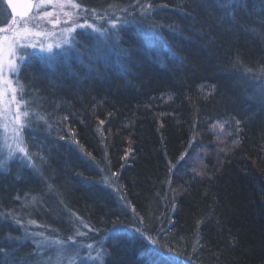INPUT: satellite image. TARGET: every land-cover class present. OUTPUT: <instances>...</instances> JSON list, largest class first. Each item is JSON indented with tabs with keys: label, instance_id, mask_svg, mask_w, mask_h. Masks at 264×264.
<instances>
[{
	"label": "trees",
	"instance_id": "16d2710c",
	"mask_svg": "<svg viewBox=\"0 0 264 264\" xmlns=\"http://www.w3.org/2000/svg\"><path fill=\"white\" fill-rule=\"evenodd\" d=\"M73 1L125 24L23 65L34 166L0 172V264H41L26 224L66 219L104 264H264V0Z\"/></svg>",
	"mask_w": 264,
	"mask_h": 264
},
{
	"label": "rangeland",
	"instance_id": "374dc122",
	"mask_svg": "<svg viewBox=\"0 0 264 264\" xmlns=\"http://www.w3.org/2000/svg\"><path fill=\"white\" fill-rule=\"evenodd\" d=\"M59 2L64 5L63 9L55 6V0L53 3H45L42 2V0H36L34 10L30 16L26 18L14 19L17 22L16 28L18 30L22 31L24 28H27L31 33L26 39L21 41L23 45L28 46V52L31 56H45L46 54L42 53L40 50L41 47L43 46L46 48L48 45L54 46L56 43H60L62 30L67 27H72L73 21H75L77 25L84 24L86 21L88 24L94 25V27H102V32L106 35L97 36L95 33L91 32L90 29L77 27L76 33L71 38V45L62 46V48L70 47L72 50V48L75 46V42L77 44V34H86L97 37V41L93 46L94 48L88 50L90 55L93 56L97 53L101 54L104 52L105 42L107 45L115 41L114 35L118 29H112L111 32H109V28L111 27V21L115 20L116 17H121L120 15L115 14L105 17V15L101 16L100 13L97 12H95L96 14L93 15V12L85 11L73 0H59ZM73 5H77V7H73ZM65 12L71 13L72 20H69V17L64 15ZM45 13H51V15H45ZM0 19H8L9 21H13L6 9L4 0H0ZM57 21L59 22L57 23ZM65 21H67V23H65ZM119 23L121 26L125 24L122 22V19L119 21ZM36 33H44V35H37ZM48 33H52V35H47ZM8 34L11 35V33ZM110 36H113L114 38H110ZM31 45H35L36 47L32 48ZM53 53L56 54L55 56L62 55V50L53 47ZM17 55H19V53ZM5 59H7V56H5ZM9 79L13 82L12 87L17 88L15 77L10 76L6 71L5 80ZM17 92H23L22 88H17ZM12 96L13 93L10 90L7 91L6 101H12ZM260 98L263 97L260 96ZM19 103L20 101L18 99L12 102L10 105L11 115L8 117V119L0 121V167H2L0 172L6 171L10 164H16L18 168L24 167L28 169H33L32 166H34L30 155L24 159H21L20 155H16L15 158L10 156V151L16 147L15 142L11 138V122L17 114L16 107ZM7 107H9V105L6 103L5 108ZM6 125L7 127H5ZM17 128H19V125H17ZM22 135H24V132H22ZM225 144L226 141H224V139L220 138L217 140L215 150L211 152L213 162H217L219 155L222 152H225ZM23 146L26 147V145ZM203 154L207 155L208 151H205ZM192 160L195 162L194 164L197 169L202 170L203 168H206L203 159L193 156ZM65 222L66 227L64 228H66L67 231L64 229L62 230L64 232L58 235H56V233L50 234L42 225H38L36 223L26 224L24 233L32 240L36 248L37 243L44 237H47L48 240L58 239L64 243V248L62 251H60L55 245H42L39 249L37 248L39 256L42 257L41 264H89V262L84 259L89 251L87 245L94 244V247L91 250V254L93 256H95L96 252L100 250L96 246L95 242L86 239V236L89 234V232L85 225H81L78 221H76L74 222V227L69 229L68 219H66ZM79 233H83V235H79ZM96 264H100V262L97 261Z\"/></svg>",
	"mask_w": 264,
	"mask_h": 264
},
{
	"label": "snow or ice",
	"instance_id": "6c2138e0",
	"mask_svg": "<svg viewBox=\"0 0 264 264\" xmlns=\"http://www.w3.org/2000/svg\"><path fill=\"white\" fill-rule=\"evenodd\" d=\"M8 6L12 9V12H16V8L13 4V0H5ZM45 3H53L54 0H42ZM55 6L63 9L64 5L59 2V0H55ZM73 7H77V5H73ZM85 11H87L85 9ZM126 11V10H125ZM93 15H95V11L93 10ZM17 15H25V13H17ZM45 15H51V13H45ZM65 16L69 17V20H72V15L69 12L64 13ZM121 17H116L115 20L111 21V27L109 28V32L112 29H118L121 25L119 21ZM59 21H57L58 23ZM16 21H9L8 19H0V121L8 119L11 115V103L16 101L17 99L20 103L16 107V116L12 119L11 122V138L15 142L16 147L10 151V156L15 158L16 155H20L21 159L28 157L29 153L26 150V145L28 143L27 138L22 135V132H27L28 129L31 127L30 117L32 112L29 110L31 101L24 100V96L27 95V92H17V88H23L24 86L19 82V73L23 70V65L31 63L33 59L40 61H46L49 58H54L55 53H53V47L56 49L62 50V56H68L71 53L70 47L62 48V46H70L72 43V37L76 33V28H87L90 29L91 32L95 33L97 36L106 35L102 32V27L97 28L94 27L92 24H88L86 21L84 24L77 25L75 21H73L72 27L64 28L61 32V40L60 43H56L53 45H48L46 48L41 47V52L45 53V56L35 57L33 58L28 52V46H25L21 43L23 39H26L28 35L31 33L28 31L27 28H24L22 31L16 28ZM67 23V21H65ZM8 33H11L9 35ZM37 35H44V33H36ZM47 35H52V33H48ZM32 48H35V45H31ZM19 53V55H17ZM7 56V59H5ZM10 76L15 77V83L17 88L12 87V80H5V72ZM11 91L13 93L12 101H6V94L7 91ZM8 104L9 107L5 108V104ZM7 113V115H6ZM239 123V121H237ZM19 125V128H17ZM7 127V125L5 126ZM31 147V145H28ZM183 159V156L181 157ZM2 170V167H0ZM87 227V225H86ZM92 231V229H89ZM79 235H83V233H79ZM49 246L55 245L57 248L62 251L64 248V243L61 240H48L47 237H44L41 241L37 243V248L39 249L41 246ZM94 244H88V253L84 257L89 264H96L97 261L100 264H104V256L107 255L102 249L96 252V255L93 256L91 254V250L93 249ZM155 247V245H154ZM0 253H4L7 255L5 248L0 246ZM168 255H172L171 251L168 252Z\"/></svg>",
	"mask_w": 264,
	"mask_h": 264
},
{
	"label": "water",
	"instance_id": "95a60500",
	"mask_svg": "<svg viewBox=\"0 0 264 264\" xmlns=\"http://www.w3.org/2000/svg\"><path fill=\"white\" fill-rule=\"evenodd\" d=\"M36 0H13V4L16 8V12L13 13L12 9L8 6V4L5 2L6 9L11 16L12 20L19 19V18H26L30 16L34 10ZM17 13H25V15H17Z\"/></svg>",
	"mask_w": 264,
	"mask_h": 264
}]
</instances>
